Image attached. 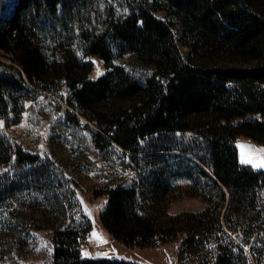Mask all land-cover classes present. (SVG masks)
<instances>
[{"label":"trees","instance_id":"trees-1","mask_svg":"<svg viewBox=\"0 0 264 264\" xmlns=\"http://www.w3.org/2000/svg\"><path fill=\"white\" fill-rule=\"evenodd\" d=\"M0 56L9 251L46 231L50 264H139L84 258L93 225L80 185L7 133L28 111L39 120L44 96L53 122L87 130L128 172L93 193L108 198L101 219L117 241L171 245L179 264H264V170L238 148L264 144V0H0ZM89 58L107 71L92 77ZM185 197L203 209L170 212Z\"/></svg>","mask_w":264,"mask_h":264},{"label":"rangeland","instance_id":"rangeland-1","mask_svg":"<svg viewBox=\"0 0 264 264\" xmlns=\"http://www.w3.org/2000/svg\"><path fill=\"white\" fill-rule=\"evenodd\" d=\"M182 49L184 52L188 51L183 45ZM86 62L93 65L94 78L107 71L97 58H89ZM35 104L39 120H34L28 111L20 123L6 127V131L27 150L53 158L80 185L83 209L93 225L89 237L82 245L83 257L92 259L106 257L139 264H179L175 248L171 245L153 249H132L111 235L101 219V212L107 206L108 198H94L93 193L110 184L128 182V172L120 165H111L102 159L87 130L75 129L62 122H53V103L50 99L42 96ZM238 148L241 163L264 170V167L259 166L264 161V144L242 138L238 141ZM203 207L204 203L200 198L185 197L175 201L170 212L173 214L183 211L195 212ZM15 239L12 231L0 229V253L8 249L5 251L4 262L50 264L51 244L46 231L35 233L30 241L21 242V247L17 251L15 249L9 251L12 250L11 244Z\"/></svg>","mask_w":264,"mask_h":264},{"label":"snow or ice","instance_id":"snow-or-ice-1","mask_svg":"<svg viewBox=\"0 0 264 264\" xmlns=\"http://www.w3.org/2000/svg\"><path fill=\"white\" fill-rule=\"evenodd\" d=\"M242 162H250V161H242ZM260 167H264V161L261 162V164L259 165Z\"/></svg>","mask_w":264,"mask_h":264}]
</instances>
